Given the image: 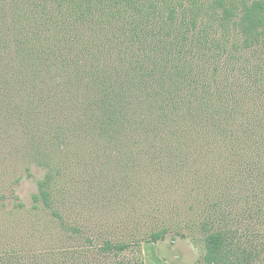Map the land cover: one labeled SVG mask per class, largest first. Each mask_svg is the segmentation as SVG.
Listing matches in <instances>:
<instances>
[{"label": "trees", "instance_id": "1", "mask_svg": "<svg viewBox=\"0 0 264 264\" xmlns=\"http://www.w3.org/2000/svg\"><path fill=\"white\" fill-rule=\"evenodd\" d=\"M4 5L0 2V116L11 106L34 121L27 156L44 166L46 174L37 181L33 209L49 211L62 228L79 237L78 228L67 227L56 200L62 161L54 155L58 145L68 147V133L96 137L110 151L117 149L112 144L121 147L133 136H163L175 123L183 124L185 138L195 141L213 127L212 136L222 144L219 152L229 155L228 165L234 167L230 177L241 184L226 196L200 201L205 264L260 260L264 57L245 55L264 46V1L246 6L240 22H233L235 13L224 9L222 30L199 28L200 15L180 22L167 0H12L10 7ZM40 116L45 132L36 131ZM188 123L193 132L187 136ZM56 124L52 135L49 126ZM37 142L46 162L31 159ZM20 182L18 178L12 184ZM14 194L7 184L0 186L2 212L6 199L17 198ZM15 207L24 209L20 203ZM247 219L253 221L251 231L262 238L258 245L241 241L238 231ZM167 232L153 233L151 242ZM128 248L106 242L102 251L119 256ZM19 258L9 246L0 254V264H20Z\"/></svg>", "mask_w": 264, "mask_h": 264}, {"label": "rangeland", "instance_id": "2", "mask_svg": "<svg viewBox=\"0 0 264 264\" xmlns=\"http://www.w3.org/2000/svg\"><path fill=\"white\" fill-rule=\"evenodd\" d=\"M10 1L0 0L5 2L4 7H10ZM259 1L264 0H167V3L176 10L180 22L186 23L200 15L204 18L199 20V28L208 25L222 30L224 9L235 13L233 22H240L244 8ZM229 25L234 34L233 23ZM254 51L255 54L248 53L245 57H264V46ZM40 117L42 124L35 125L36 131L45 132L43 117ZM0 124V186L7 184L17 197L6 199L5 211L0 210V254L12 246L22 259L20 264L128 261L205 264L206 234L201 230L200 212L204 207L200 201L226 196L229 191H237L241 184L237 178L230 177V169L235 173L234 167L228 165L229 155L219 152L222 144H217L212 136L213 127H208L209 132L195 141L192 136L187 140L183 124L175 123L163 136H133L121 147L112 144L120 152L112 147L110 151L104 149L103 142L96 137L84 138L79 134L70 137L68 133L64 138L68 147L58 145L54 155V159L60 156L62 161L56 202L67 227L79 229L76 237L67 227L69 231L62 228L49 211L33 209L37 181L46 174L44 166L32 163L27 156L26 143L32 136L34 121L22 110L13 111L9 106L8 114L4 111L0 116ZM188 124L187 136L193 132L192 124ZM49 128L53 135L59 125ZM127 147L130 152L126 151ZM71 149L74 150L67 153ZM42 152L35 150L31 159L46 162ZM28 167L31 178H27ZM18 178L21 182L12 184ZM19 203L24 209L14 208ZM252 224L247 219L238 233L242 235V242L258 245L262 238L257 236L258 232L251 231ZM165 228L168 232L164 238L151 242V235ZM106 242L126 244L129 248L115 256L102 251ZM253 264H264V255Z\"/></svg>", "mask_w": 264, "mask_h": 264}]
</instances>
